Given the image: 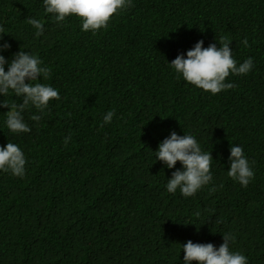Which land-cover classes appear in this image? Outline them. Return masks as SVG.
<instances>
[{
	"label": "trees",
	"instance_id": "obj_1",
	"mask_svg": "<svg viewBox=\"0 0 264 264\" xmlns=\"http://www.w3.org/2000/svg\"><path fill=\"white\" fill-rule=\"evenodd\" d=\"M41 3L0 0V47L10 45L0 54H38L60 95L35 126L26 113L32 131L18 137L0 109V146L16 143L28 160L22 179L0 173V264H182L180 245L218 248L225 232L264 264V0H133L95 36L75 18L57 27ZM32 17L45 22L39 39ZM222 37L237 63L254 60L226 78L234 88L213 96L176 79L168 63ZM173 132L195 134L213 158V184L187 199L164 188L179 162L154 159ZM233 145L252 162L246 188L227 177Z\"/></svg>",
	"mask_w": 264,
	"mask_h": 264
},
{
	"label": "clouds",
	"instance_id": "obj_2",
	"mask_svg": "<svg viewBox=\"0 0 264 264\" xmlns=\"http://www.w3.org/2000/svg\"><path fill=\"white\" fill-rule=\"evenodd\" d=\"M44 16L50 19L57 27H63L69 18L78 20L81 32L91 33L95 36L100 30H106L111 18L134 6L133 0H42ZM37 39L44 36V20L36 17L27 20ZM6 29L0 25V40ZM240 43L247 48L248 39L245 37ZM200 40L185 55L177 57L168 63L176 79L183 80L186 85L215 96L218 93L234 88V84L226 82L231 76H245L254 68V60L248 57L242 63L233 58L230 42L222 37L220 43L203 46ZM217 44L219 47H217ZM10 47L4 43L0 52ZM50 68L44 64L38 54L20 50L13 57L6 60L0 54V97H11L0 101V109H8L3 114V127L13 137L28 134L32 127L25 120V114L31 113L29 119L33 126L38 124L47 115L50 103L59 101V90L51 86ZM16 99H13V98ZM19 101V102H18ZM115 111H107L102 120L101 127L111 124ZM72 139L69 133L62 140L68 145ZM155 162H162L167 169H173L177 163L180 169L172 173L167 179L164 188L168 194L180 195L187 199L206 186L213 184L211 152L204 151L191 132L182 136L175 132L159 143L154 152ZM229 170L227 177L241 187L246 188L254 179L252 162L244 154L239 145L230 146ZM28 160L18 144L8 142L0 146V173L11 174L13 177L24 178ZM222 187V185H221ZM216 190L215 186L210 192ZM223 243L217 248L211 243L201 244L187 241L181 246L184 253L182 264H249L248 258L240 251L232 249L236 236L232 232H225Z\"/></svg>",
	"mask_w": 264,
	"mask_h": 264
}]
</instances>
